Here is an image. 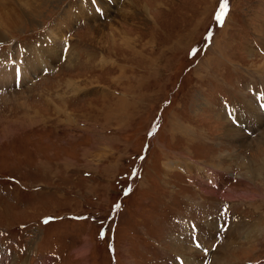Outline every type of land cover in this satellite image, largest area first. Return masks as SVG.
Instances as JSON below:
<instances>
[{
    "label": "rangeland",
    "instance_id": "rangeland-1",
    "mask_svg": "<svg viewBox=\"0 0 264 264\" xmlns=\"http://www.w3.org/2000/svg\"><path fill=\"white\" fill-rule=\"evenodd\" d=\"M19 1L0 5L3 256L264 264V122L247 113L264 117V0H229L222 23L221 0Z\"/></svg>",
    "mask_w": 264,
    "mask_h": 264
},
{
    "label": "bare ground",
    "instance_id": "bare-ground-1",
    "mask_svg": "<svg viewBox=\"0 0 264 264\" xmlns=\"http://www.w3.org/2000/svg\"><path fill=\"white\" fill-rule=\"evenodd\" d=\"M4 1H7V0H0V5L1 6H3V5H6L8 2H6V3H2V2H4ZM17 1H19V0H17ZM20 2V1H19ZM9 4V3H8ZM35 4V3H34ZM40 5V4H39ZM156 5V4H155ZM4 8V7H3ZM29 11H31V10H29ZM33 12H35L34 10H32ZM7 12V11H6ZM21 14V13H20ZM30 14V13H29ZM31 14H33V13H31ZM30 14V15H31ZM9 15V14H8ZM23 15V14H22ZM9 17V16H8ZM17 17V16H16ZM22 17L21 16H18L17 17V19L18 20H20ZM9 19H10V17H9ZM8 19V20H9ZM7 20V21H8ZM8 23H10V22H8ZM11 25H15V24H17V23H15V22H13V23H10ZM1 33H0V41H3V40H1L2 38H1ZM20 63V62H19ZM19 63L17 64V66L18 67H20V65H19ZM27 63V62H26ZM36 66V65H35ZM261 67H263L264 68V64L262 65V66H260V68ZM16 70H17V68H16ZM1 75V74H0ZM13 75V77H15L16 75L18 76V77H20V73L18 72L16 75H15V73H12V71H6L5 72V78L3 79V83L4 84H8V82L9 81H11V76ZM2 76V75H1ZM12 82H13V80H12ZM73 83L71 82V85H72ZM74 85V84H73ZM8 90V89H7ZM13 99H17V96H15ZM19 99H20V97H19ZM254 100V99H253ZM7 101H10V100H8L7 99ZM21 101V100H20ZM252 101V100H251ZM250 100H247V104H248V106H249V109H248V111H247V113L250 115V116H253L254 117V119L253 120H255V121H260V124L262 123L261 121H263L264 122V117H263V113H262V110L259 108V106L256 104V105H254L252 102H251ZM23 102V101H22ZM245 104V103H244ZM21 105H22V103H21ZM263 105V104H262ZM245 108V107H244ZM61 111V110H60ZM227 114H230V115H232V118H234V117H236V115H234V111H232V110H228L227 112H226V116H227ZM237 116H238V113H237ZM249 117V116H248ZM226 118V117H225ZM227 119V118H226ZM244 124L247 126V125H249L250 123L248 122V121H246L245 120V122H244ZM241 131H243V130H241V129H236V128H233V126L232 125H228V126H226V131H225V133H224V136H226V138L228 137L229 139H231V141H232V139H236V140H238V141H240V142H246L247 141V138H246V134H244V133H241ZM262 133H263V131H262ZM261 137V140L262 141H264V134H263V136H260ZM254 141V140H253ZM257 143V142H256ZM257 145V144H256ZM255 147V146H254ZM251 164V163H250ZM237 166V165H236ZM248 166V165H247ZM243 168V167H242ZM247 172H248V170H247ZM253 174V173H252ZM245 175V174H244ZM250 176V175H249ZM212 178V177H211ZM252 178V177H251ZM250 178V179H251ZM213 179V178H212ZM211 179V180H212ZM249 179V178H248ZM248 181H250V180H248ZM262 190V189H261ZM232 222H233V219H232ZM224 224V223H223ZM217 223H209L208 225H207V227H205V229H213V228H215V230L217 229ZM228 226V225H227ZM231 227V226H230ZM228 228V227H227ZM192 229V228H191ZM229 229V228H228ZM239 231H241V232H243V233H245L246 231H247V228H241V226L239 225L238 226V228H237ZM240 229H242V230H240ZM204 230V229H203ZM225 230V229H224ZM221 235V234H220ZM196 239V238H195ZM199 239H201V238H199ZM173 242V241H172ZM180 243V242H179ZM183 243V242H182ZM179 245V244H178ZM189 245V244H188ZM182 246V245H181ZM184 246V245H183ZM175 247V246H174ZM196 248V247H195ZM179 249V248H178ZM192 249V248H191ZM190 250V247H188V246H186L184 249H183V251L182 252H187V251H189ZM191 251V250H190ZM185 254V253H184ZM200 254H201V252L200 251H194V252H192L191 253V260H190V263L189 264H202V262H200L201 261V259L199 260L197 257H199L200 256ZM208 255V254H207ZM185 257V256H184ZM205 258V257H204ZM2 262H3V264H15L14 262H11L7 257H4L3 256V254H2V252L0 251V264H2ZM203 262H205V261H203Z\"/></svg>",
    "mask_w": 264,
    "mask_h": 264
},
{
    "label": "snow or ice",
    "instance_id": "snow-or-ice-1",
    "mask_svg": "<svg viewBox=\"0 0 264 264\" xmlns=\"http://www.w3.org/2000/svg\"><path fill=\"white\" fill-rule=\"evenodd\" d=\"M228 8H229V0H221L220 6H219V11L215 17L217 22H219V23L223 22V20L225 18V14L228 11ZM45 223H47V221H45Z\"/></svg>",
    "mask_w": 264,
    "mask_h": 264
}]
</instances>
